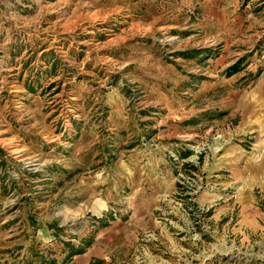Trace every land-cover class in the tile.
Segmentation results:
<instances>
[{
    "label": "rangeland",
    "instance_id": "374dc122",
    "mask_svg": "<svg viewBox=\"0 0 264 264\" xmlns=\"http://www.w3.org/2000/svg\"><path fill=\"white\" fill-rule=\"evenodd\" d=\"M135 185L157 226L90 264H264V0H0V264Z\"/></svg>",
    "mask_w": 264,
    "mask_h": 264
},
{
    "label": "crops",
    "instance_id": "0c3cea01",
    "mask_svg": "<svg viewBox=\"0 0 264 264\" xmlns=\"http://www.w3.org/2000/svg\"><path fill=\"white\" fill-rule=\"evenodd\" d=\"M123 202L126 206L119 209L120 216L105 223L90 246L84 252L74 254L69 264H90L93 259L107 260L116 246L124 244L125 241L131 243L132 239L143 237L145 231L157 226V223H143L151 216V210L155 206L153 198H149L148 190L135 185L130 197Z\"/></svg>",
    "mask_w": 264,
    "mask_h": 264
},
{
    "label": "trees",
    "instance_id": "16d2710c",
    "mask_svg": "<svg viewBox=\"0 0 264 264\" xmlns=\"http://www.w3.org/2000/svg\"><path fill=\"white\" fill-rule=\"evenodd\" d=\"M77 252H81V249H78V250L76 251V253H77Z\"/></svg>",
    "mask_w": 264,
    "mask_h": 264
}]
</instances>
